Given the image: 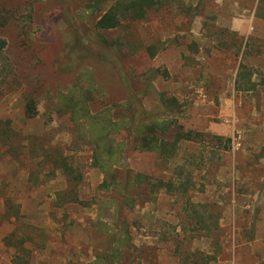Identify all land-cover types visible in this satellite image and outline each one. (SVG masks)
Listing matches in <instances>:
<instances>
[{
  "label": "rangeland",
  "instance_id": "rangeland-1",
  "mask_svg": "<svg viewBox=\"0 0 264 264\" xmlns=\"http://www.w3.org/2000/svg\"><path fill=\"white\" fill-rule=\"evenodd\" d=\"M30 4L38 30L23 44L19 25ZM83 7V0H0L10 19L0 27V127L7 121L23 139L13 157L0 158V213L6 195L21 213L15 223L0 218V264H12L3 237L14 227L29 264L91 263L109 242L101 221L125 225L122 264H193L201 253L216 256L208 264H264V0H168L105 31L93 26L100 12L80 16ZM241 63L252 84L238 83ZM82 76L99 88L92 111L132 100L169 119V139L173 130L198 133L169 158L128 144L127 175L146 181L131 188L127 204L118 190L99 188L93 145L55 111V93L85 87ZM33 85L38 113L24 118L23 95ZM41 146L74 170L77 202L55 195L70 184L59 169L45 164L40 172L30 158Z\"/></svg>",
  "mask_w": 264,
  "mask_h": 264
},
{
  "label": "trees",
  "instance_id": "trees-1",
  "mask_svg": "<svg viewBox=\"0 0 264 264\" xmlns=\"http://www.w3.org/2000/svg\"><path fill=\"white\" fill-rule=\"evenodd\" d=\"M167 2L168 0H83L84 7L79 15L92 14L94 11L100 12L94 20L93 26L98 31H105L119 26L126 20H139L149 10L157 9L165 4L167 5ZM31 13L32 7L30 4L26 8L25 13L21 14L22 23L19 25V33L25 35L20 40L23 44L26 41H33L34 32L38 30L37 26L32 27L30 25ZM6 14L8 13L3 14L0 12V27L8 24L10 21L8 19L9 15ZM4 46L5 40L0 38V48ZM247 70L248 67L241 63L240 71H238V83L239 79L244 84L247 82L251 83L250 74H248ZM83 78L85 79V87L74 84L66 91L58 90L55 93V111L59 114L67 115L77 128L79 135L86 137L88 142L93 145V164L103 174L99 188L105 191L118 190L123 196V202L127 204L130 200L128 194L131 188L133 186L140 187L146 181L145 175L139 172L132 175V178L128 177V170L124 168L122 162L127 145L131 144L132 147L139 151H154L160 158H169L172 157L176 144L180 140L193 139L198 133L191 130H173L172 138L169 139L166 137L171 128L169 119L140 109L137 105L133 104L132 100L114 103L92 111L90 102L94 96L93 92H99V88L87 76ZM241 87L240 85L238 88L241 89ZM38 88V85H33L24 92L22 107L24 118H32L38 113ZM248 88L249 86L246 84L244 89ZM99 95H102V93ZM48 97L53 99L52 95ZM4 125L5 127H0V158H5L7 155L11 156L21 149L23 140L19 141L17 134L13 133L8 127L7 121H5ZM215 138L221 140L219 136ZM226 139L230 140L229 137ZM33 157L38 159L37 165L40 168V172H42V167L45 164H49L53 168L59 169L66 178V181L69 180L70 184L66 186V189L60 191L61 193L55 194L56 196L58 195V199L77 202L78 194L75 191L77 183L74 181H78V178L73 176L74 170L67 164L65 157L57 151H52L47 146L39 147L37 153L30 158L33 159ZM120 168L124 169L121 173L122 179H119V174H117ZM172 184L171 181H168L164 185L166 189H170L173 186ZM1 198L5 210L0 213V218L13 220L11 222L15 223L21 217L19 204L9 195ZM97 230L106 234L109 242L106 250L97 256L95 255L94 260L87 264H122L124 255L122 249L127 248L129 244L125 225H121L118 229H115L114 224L111 225L106 221H101ZM15 237V227L3 237V243L12 250L10 253L12 264H29V261L25 260L23 255L26 253L27 258L30 257V250L23 245L22 239L17 246L14 240ZM19 251H22V256L19 254ZM209 259L216 261V256L201 253V255L196 256L192 260V263L208 264Z\"/></svg>",
  "mask_w": 264,
  "mask_h": 264
}]
</instances>
